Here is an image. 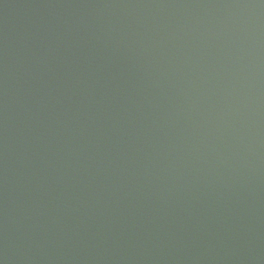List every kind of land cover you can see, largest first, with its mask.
Segmentation results:
<instances>
[{"label": "water", "instance_id": "obj_1", "mask_svg": "<svg viewBox=\"0 0 264 264\" xmlns=\"http://www.w3.org/2000/svg\"><path fill=\"white\" fill-rule=\"evenodd\" d=\"M0 264H264V0H0Z\"/></svg>", "mask_w": 264, "mask_h": 264}]
</instances>
